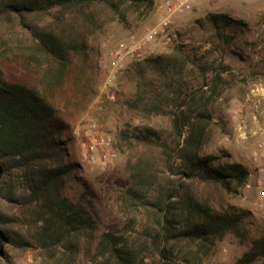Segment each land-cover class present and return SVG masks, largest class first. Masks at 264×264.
I'll use <instances>...</instances> for the list:
<instances>
[{
	"label": "trees",
	"instance_id": "1",
	"mask_svg": "<svg viewBox=\"0 0 264 264\" xmlns=\"http://www.w3.org/2000/svg\"><path fill=\"white\" fill-rule=\"evenodd\" d=\"M153 3L0 0V24L15 32L0 34V65L14 56L35 72L31 81L20 82L0 67V202L18 209L0 210V258L4 247L25 251L35 239L44 251L60 252L65 264H143L146 256L154 264H192L233 233L245 247L234 264H264V230L254 214L213 202L237 194L249 169L225 151L201 153L209 116L189 86L219 79L228 70L225 56L243 57L240 43L250 32L243 20L209 12L195 21L208 31L202 53L179 45L121 72L134 85L123 101L132 120L166 118L175 140L171 145L151 125L126 123L118 140L139 150L126 162L122 187L105 186L99 199L81 183V166L70 158L61 127L54 126L57 112L47 93L63 79L71 54L84 56L107 20L125 22L127 9L147 10ZM28 210L34 213L28 221L33 233L26 238L16 227Z\"/></svg>",
	"mask_w": 264,
	"mask_h": 264
},
{
	"label": "rangeland",
	"instance_id": "2",
	"mask_svg": "<svg viewBox=\"0 0 264 264\" xmlns=\"http://www.w3.org/2000/svg\"><path fill=\"white\" fill-rule=\"evenodd\" d=\"M169 3L176 7L170 18L169 28L173 43L164 49L152 46V55L168 53L179 45L186 52L195 49L198 54L202 53L208 47V44H204L208 31L199 29L195 21L203 19L209 12L226 13L243 20L250 28L247 39L240 43L239 50L243 57L225 56L223 63L228 66V70L215 80L216 83L202 84L201 80H193L189 86L198 91L200 110L203 109L209 116V120L203 124L201 153L219 156L221 151H225L231 160L246 166L250 173L246 184L237 194L224 196V202H213L251 211L258 221L255 224L264 230V219L253 205L255 167L251 162L254 155L264 154V0H154L152 7L147 10L127 9L125 22L107 20L100 32H95L90 37L88 51L84 56L71 54L63 79L58 87L47 93L57 112L54 126L61 127V135L67 142L70 158L81 166L79 181L95 191L99 199L105 186L122 187L125 184L126 162L139 150L118 140V132L126 123L151 125L164 131L169 143L174 144L175 140L168 135L166 118L132 120L129 116L123 101L132 95L134 85L128 76L120 73L112 87L104 86V71L110 49L131 35L139 37L155 27L162 15L158 13V9ZM42 22L41 19L38 20L39 24ZM14 33L0 24L1 35L13 37ZM11 57L12 60L0 65L3 74L12 80L31 81L35 75L34 70L23 65L20 58ZM250 74H256L257 78ZM201 85H206L202 86V91L199 90ZM110 93L114 94V99H110ZM188 133L186 128L184 137ZM88 144L93 145V155L96 158L105 157L110 152L115 157L105 165L95 161L88 162L83 158L84 145ZM178 163L179 160L175 167ZM9 208L0 202V210L9 214L18 212L17 208ZM32 217L33 211H25L24 216H21L22 222L16 227L18 231L24 232L26 238L33 233L28 223ZM31 241L34 247L25 251L4 247V258H0V264H65L59 260L60 252H46L35 239ZM244 249L235 234L227 233L215 243L214 249L207 256L194 259L192 264H234ZM143 264H154V261L152 257L146 256Z\"/></svg>",
	"mask_w": 264,
	"mask_h": 264
},
{
	"label": "built area",
	"instance_id": "3",
	"mask_svg": "<svg viewBox=\"0 0 264 264\" xmlns=\"http://www.w3.org/2000/svg\"><path fill=\"white\" fill-rule=\"evenodd\" d=\"M175 11L176 7L171 3L163 8L160 7L158 13L162 14L161 20L155 27L139 37L131 35L127 39L119 41L114 48L110 49L104 71V86L112 87L113 81L126 66L149 55L152 46L156 45L164 49L173 43V36L169 28L171 25L170 18ZM109 96L110 99L115 98L113 93H110ZM93 149L92 144L84 145V160L88 162L95 161L100 165H105L115 157L114 153L110 152L105 157L96 158L93 155ZM251 162L255 167V179L253 183L255 187V201L253 205L260 217L264 219V154L259 156L254 155L251 158Z\"/></svg>",
	"mask_w": 264,
	"mask_h": 264
}]
</instances>
